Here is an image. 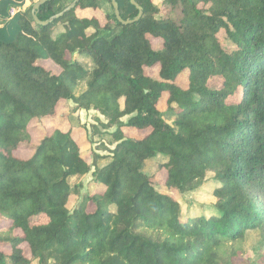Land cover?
I'll list each match as a JSON object with an SVG mask.
<instances>
[{"label": "trees", "instance_id": "1", "mask_svg": "<svg viewBox=\"0 0 264 264\" xmlns=\"http://www.w3.org/2000/svg\"><path fill=\"white\" fill-rule=\"evenodd\" d=\"M98 1L41 25L30 0L16 36L0 40V264H236L247 231L264 232V0H135L142 14L131 23L77 17ZM116 1L124 20L136 17L130 0ZM62 3L45 1L38 19ZM155 65L157 78L146 73ZM182 72L185 88L175 83ZM69 101L117 126L110 160L98 167L71 128L56 127L20 156L32 123L66 118ZM124 127L146 134L126 137ZM157 155L165 160L146 174ZM92 167L70 209L79 191L68 179ZM208 172L219 183L212 214L182 216L172 192Z\"/></svg>", "mask_w": 264, "mask_h": 264}, {"label": "rangeland", "instance_id": "2", "mask_svg": "<svg viewBox=\"0 0 264 264\" xmlns=\"http://www.w3.org/2000/svg\"><path fill=\"white\" fill-rule=\"evenodd\" d=\"M70 0H64L66 5ZM156 5H161L162 0H154ZM98 18L101 23H105L107 20L106 15L112 14L113 8L111 2L108 0L101 1ZM97 15V14H96ZM97 17V16H96ZM91 31L93 29H90ZM219 41L224 48H230L231 43L227 40L225 33L220 32ZM84 68H91L92 63L87 55L77 56L74 58ZM42 66L54 74L60 72V68L48 61H41ZM158 67L157 65L147 68L146 73L150 76L157 78ZM175 83L182 88L187 85V73L182 72L176 79ZM70 105L66 110V118L57 117L54 119H46L32 123L31 126V141L30 145L19 149L18 154L22 157H29L34 150V147L39 143L47 129L56 127L60 129L71 128L72 135L81 142L80 151L82 155L90 160L97 159L96 165L98 167L103 166L110 160V151L114 148L115 143L111 133L117 128L116 125L109 123L106 116L94 109L84 110L75 109L73 102L69 101ZM163 108V104L161 107ZM121 122H126L127 117H122ZM124 135L126 137L141 139L146 130L138 131L129 128H123ZM95 154L99 158L95 157ZM165 160L164 157L157 155L155 158L147 160L143 166V171L151 175L155 173L159 163ZM94 168L83 176H72L68 179L70 186H76L79 193L74 195L68 202V207L71 209L80 200V197L88 189L90 180L92 179V173ZM218 181L213 178V175L208 172L205 175L204 181L191 191L183 193L172 192V196L177 199L181 205V215L186 214L198 216L205 214L209 216L212 214V205L215 202L213 196V190L218 186ZM96 189V188H95ZM258 196V195H257ZM259 197V196H258ZM263 204V203H262ZM264 206V204L262 205ZM244 251L239 253V257L236 259V264H264V232L260 230H249L246 233L245 241L243 244Z\"/></svg>", "mask_w": 264, "mask_h": 264}, {"label": "crops", "instance_id": "3", "mask_svg": "<svg viewBox=\"0 0 264 264\" xmlns=\"http://www.w3.org/2000/svg\"><path fill=\"white\" fill-rule=\"evenodd\" d=\"M35 1H39V0H35ZM101 1H105V0H99L98 7L96 9L94 8L79 9L77 11V17H85V18H91L96 16L98 17L99 10H102L100 7ZM70 2L72 1L70 0L65 5L63 0L62 4H64L66 7ZM29 6H31L30 0H0V40L2 39L8 41L16 36L19 30L18 17Z\"/></svg>", "mask_w": 264, "mask_h": 264}, {"label": "water", "instance_id": "4", "mask_svg": "<svg viewBox=\"0 0 264 264\" xmlns=\"http://www.w3.org/2000/svg\"><path fill=\"white\" fill-rule=\"evenodd\" d=\"M45 1H47V0H39L36 3L33 4L32 10H31L32 11V18L34 19V21L37 24L45 25V24L48 23V21L52 20L53 18L61 16L64 12H66V11L70 10L71 8H73L74 5L76 4V2H78L79 0H73L61 12H59V13L55 14L54 16H52L49 20L42 21V20L38 19L37 15H36V12H37L39 6L42 3H44ZM110 1H111V6L113 8V12H114V15H115L116 19L118 20V22H120L122 24L131 23L132 21L138 19L141 16V14H142L141 7L135 2V0H130V3L133 4L138 9V14L132 20H124L120 16V11H119V8H118L117 1L116 0H110Z\"/></svg>", "mask_w": 264, "mask_h": 264}]
</instances>
